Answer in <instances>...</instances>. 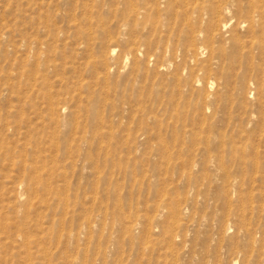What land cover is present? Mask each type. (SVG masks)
I'll return each mask as SVG.
<instances>
[{"label":"rangeland","instance_id":"rangeland-1","mask_svg":"<svg viewBox=\"0 0 264 264\" xmlns=\"http://www.w3.org/2000/svg\"><path fill=\"white\" fill-rule=\"evenodd\" d=\"M154 1L0 0V264H264V0Z\"/></svg>","mask_w":264,"mask_h":264},{"label":"bare ground","instance_id":"bare-ground-1","mask_svg":"<svg viewBox=\"0 0 264 264\" xmlns=\"http://www.w3.org/2000/svg\"><path fill=\"white\" fill-rule=\"evenodd\" d=\"M151 1V0H150ZM148 2V1H147ZM195 2V1H194ZM148 4H149V2H148ZM149 5H151V4H149ZM147 7H148V5H147ZM146 8V7H145ZM199 6H197V5H195V3L194 4H191L189 1H187V0H155L154 1V5L152 6V9H153V11L154 12H156L157 14H159V15H163L162 13L163 12H165V14L167 15V16H169V15H173V14H175L176 16H173V17H177V16H186L187 18H188V16H189V14H191V13H199ZM140 10V9H139ZM145 10V9H144ZM141 13V12H139L138 11V9H137V11H135V14L136 13ZM146 13V12H145ZM148 13V12H147ZM156 13H154L153 15H151L152 17H154L155 16V14ZM134 14V15H135ZM136 15H138V14H136ZM149 15V14H148ZM147 15V16H148ZM188 15V16H187ZM161 17H163V16H161ZM165 17V16H164ZM171 17V16H170ZM172 17V18H173ZM167 18H169V17H167ZM149 19H151V18H149ZM164 19V18H163ZM202 19V18H201ZM180 20V19H179ZM181 21V20H180ZM222 23H224V25H226V23L225 22H222ZM182 26V25H181ZM187 31V30H186ZM191 32V31H190ZM196 35V34H195ZM196 38V37H195ZM185 44H186V42H184ZM189 46V45H188ZM195 54V53H194ZM195 56V55H194ZM198 59V58H197ZM216 87V86H215ZM217 88V87H216ZM214 89V88H213ZM228 89V88H227ZM216 90V89H215ZM225 91V90H224ZM227 92V91H226ZM207 98V97H206ZM264 104V103H263Z\"/></svg>","mask_w":264,"mask_h":264}]
</instances>
